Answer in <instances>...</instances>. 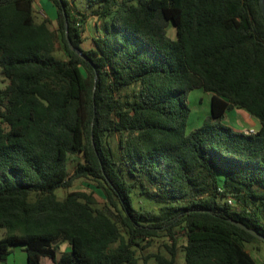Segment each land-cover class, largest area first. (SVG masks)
Listing matches in <instances>:
<instances>
[{"label": "trees", "instance_id": "trees-1", "mask_svg": "<svg viewBox=\"0 0 264 264\" xmlns=\"http://www.w3.org/2000/svg\"><path fill=\"white\" fill-rule=\"evenodd\" d=\"M48 1L54 26L34 0H0V260L22 245L29 264H176L179 251L184 264H258L246 245L264 242L230 220L264 235L259 0ZM198 88L210 112L188 129ZM232 109L257 133L225 124ZM78 180L104 201L56 196Z\"/></svg>", "mask_w": 264, "mask_h": 264}, {"label": "rangeland", "instance_id": "rangeland-1", "mask_svg": "<svg viewBox=\"0 0 264 264\" xmlns=\"http://www.w3.org/2000/svg\"><path fill=\"white\" fill-rule=\"evenodd\" d=\"M72 2L82 12H89L90 9L84 0H72ZM34 5H35V3H34ZM41 9L42 10L40 12L39 11L36 12V15L40 19L41 18L42 19L43 18H50L51 19V17H49V15H50L49 11L47 13V7H44ZM87 20L88 21L85 22V24H83L82 27H80L81 28L80 30H82V35L85 39L84 43L82 44L83 48H87L90 46L89 38L92 34L93 20L91 18H90V20L89 19H87ZM54 25H55V20H54ZM168 31H169V35L171 37H174V30L172 28H169ZM55 56L60 58L61 54L56 53ZM210 97H211V95L209 92H205L204 90L199 89V88L194 89L189 93L188 99H187L188 106L190 107L188 129H193L194 127H197V125L195 123L196 122L201 123L202 119H204V117L209 115ZM90 189H94V196H95L97 202L99 204H101L104 201L102 194L98 189L94 188V186L92 185V183L90 181H84V182L79 181V180L75 181L73 186L70 187L69 189H57L55 191V194L59 199H61L67 191L80 190V191L91 192ZM146 201H147L146 205L151 204V200L146 199ZM233 204H234V200H233ZM3 232H4V229L0 228V237L2 236ZM162 240L163 239H157L156 241H154L148 248L145 249V251L143 253L146 254V253H153L156 251H161L163 249L162 245H161ZM60 250H62V251H68L69 250V246H68L67 242H62L60 244ZM246 250L254 258V260L258 264H264V246L263 245L259 244L257 246V248H255L253 245H246ZM138 255H139V253H138ZM176 264H184L183 253L181 251H179V253H178V260H177Z\"/></svg>", "mask_w": 264, "mask_h": 264}, {"label": "crops", "instance_id": "crops-1", "mask_svg": "<svg viewBox=\"0 0 264 264\" xmlns=\"http://www.w3.org/2000/svg\"><path fill=\"white\" fill-rule=\"evenodd\" d=\"M48 2H49L48 0H34L35 6H36L35 8L36 10L38 9L37 11L40 12L42 10L41 8L47 7V13L49 11V14H50L49 17H51V20H52L51 26H54L55 10L53 6L51 5V3L50 2L48 3ZM90 18L91 17H88L87 19L90 20ZM93 25L94 24H92V32L94 31ZM223 121L225 124L229 125L232 129L236 131L244 132L245 130H248V129H253L255 131H258L260 128V122L258 119L250 116L248 113L240 109H232L230 111H227ZM195 124L198 126L200 123L196 122ZM59 251L61 252L62 250L59 249ZM177 260H178V254H177ZM40 262L41 264H53L52 261L47 257H42L40 259ZM0 264H29L27 254L24 251V247L22 245L12 246L11 253L7 256L5 261L0 260Z\"/></svg>", "mask_w": 264, "mask_h": 264}, {"label": "water", "instance_id": "water-1", "mask_svg": "<svg viewBox=\"0 0 264 264\" xmlns=\"http://www.w3.org/2000/svg\"><path fill=\"white\" fill-rule=\"evenodd\" d=\"M259 8H260V11H261V14L264 18V0H259ZM62 14H63V18H64V22H65V36H66V39H67V42H68V46L71 50L75 51V52H78L80 54V51L75 48L70 40L68 39V33H67V19H66V14H65V11H64V8L62 6ZM230 222L232 224H234L235 226L243 229L244 231L248 232L249 234H251L252 236H254L255 238L261 240L262 242H264V235L258 233L257 231L253 230V229H250L248 227H246V225H244L243 223H240V222H235V221H232L230 220Z\"/></svg>", "mask_w": 264, "mask_h": 264}, {"label": "built area", "instance_id": "built-area-1", "mask_svg": "<svg viewBox=\"0 0 264 264\" xmlns=\"http://www.w3.org/2000/svg\"><path fill=\"white\" fill-rule=\"evenodd\" d=\"M244 132L247 133V134H255V133H257V131H255L253 129H248V130H245ZM228 202H231V200L229 199Z\"/></svg>", "mask_w": 264, "mask_h": 264}]
</instances>
